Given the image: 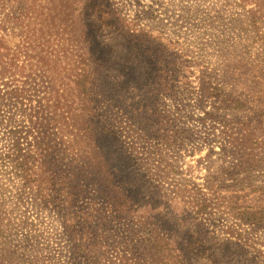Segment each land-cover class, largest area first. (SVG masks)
<instances>
[{
	"label": "trees",
	"instance_id": "1",
	"mask_svg": "<svg viewBox=\"0 0 264 264\" xmlns=\"http://www.w3.org/2000/svg\"><path fill=\"white\" fill-rule=\"evenodd\" d=\"M245 1L252 2L247 39L264 45V0ZM115 13L109 0H0V264H193L188 249H210L217 237L260 243L233 225L264 227V185L251 175L264 168V141L251 125L245 140H237L233 162L223 163L219 174L210 171L199 187L175 165L183 143L122 141L118 131L130 124L119 108L102 120L105 111L95 103L111 96L95 85L90 53L76 52L74 42L81 49L91 44L83 25L90 15L105 28ZM150 37L177 51L188 77L194 73L180 43ZM258 56L264 66V50ZM164 88L176 101L189 94V84ZM218 89L203 79V96L217 98ZM173 112L166 116L172 125L179 119ZM177 133L176 140L186 139V130ZM46 213L61 229L49 261L32 254L46 232L39 227ZM24 231L31 248L26 258L11 243ZM256 251L264 259V250Z\"/></svg>",
	"mask_w": 264,
	"mask_h": 264
},
{
	"label": "rangeland",
	"instance_id": "2",
	"mask_svg": "<svg viewBox=\"0 0 264 264\" xmlns=\"http://www.w3.org/2000/svg\"><path fill=\"white\" fill-rule=\"evenodd\" d=\"M242 1L109 0L116 9L111 15L113 25L99 27L90 15L83 25L91 36V44H85L81 49L78 41L74 42L76 52L90 53L87 66L95 85L101 89L106 86L105 94L111 96V101L105 104L95 103L105 111L102 120L111 118L119 108L130 124L127 130L123 129L124 134L120 135L118 131L122 141L136 143L138 136L141 141L153 138L151 144L157 146L171 139L175 145L183 143L175 165L190 185L204 187L210 171L219 174L223 163L227 166L228 161L233 162L237 140H245L241 137L246 133L247 125H251L259 142L264 141V66L258 56L264 45L247 39L251 28L246 11L252 2ZM153 34L180 43L193 61L194 73L188 77V71L184 70L187 63L177 58L176 50L177 56L172 54L168 43L161 44L150 37ZM77 38L79 40V36ZM60 47L67 49L65 42ZM231 70H236L237 74H229ZM78 73L81 72L78 70ZM204 78L218 86L217 98L203 96ZM183 84H189L187 96L176 101L165 95L164 87ZM103 96L100 93L98 99ZM237 101L242 103L240 107L236 106ZM170 109L179 115L174 125L166 118L171 114ZM111 123L107 126L116 137L115 125ZM184 130L187 131L186 139L176 140L180 138L177 131ZM141 145L145 149L150 147L146 142ZM209 154V158L199 160ZM251 175L253 181L264 185V168ZM33 218L38 223L35 213ZM43 220L39 227L46 232L32 254L49 261L54 256L51 253L54 247L59 248L57 240H61V229L53 215L46 213ZM232 223V220L228 221V224ZM237 223L239 225H233L239 228L241 224L245 235L257 238L260 243L253 247L250 242L249 245L238 241L234 244L217 237L209 240L213 245L210 249H188L193 264H264L256 251L259 247L264 250V227ZM27 235L24 231L11 241L13 248L25 258L31 254ZM30 243L36 246L39 242L32 239Z\"/></svg>",
	"mask_w": 264,
	"mask_h": 264
}]
</instances>
